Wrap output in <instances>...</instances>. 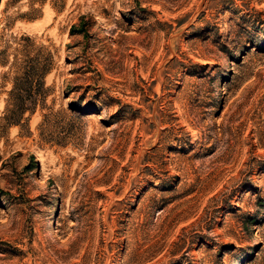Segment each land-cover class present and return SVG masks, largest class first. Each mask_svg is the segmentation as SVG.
Here are the masks:
<instances>
[{"label": "rangeland", "instance_id": "1", "mask_svg": "<svg viewBox=\"0 0 264 264\" xmlns=\"http://www.w3.org/2000/svg\"><path fill=\"white\" fill-rule=\"evenodd\" d=\"M0 264H264V0H0Z\"/></svg>", "mask_w": 264, "mask_h": 264}, {"label": "trees", "instance_id": "2", "mask_svg": "<svg viewBox=\"0 0 264 264\" xmlns=\"http://www.w3.org/2000/svg\"><path fill=\"white\" fill-rule=\"evenodd\" d=\"M27 39H29V37H26ZM48 71V69H47V67H45V70H44V73H46ZM21 112H19L18 114H20ZM14 116H15V114L14 115H12V120H15V118H14Z\"/></svg>", "mask_w": 264, "mask_h": 264}]
</instances>
